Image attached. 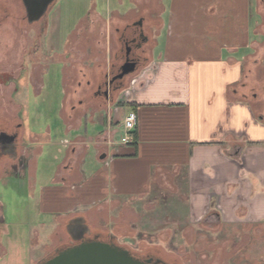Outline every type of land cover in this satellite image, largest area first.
<instances>
[{
    "label": "crops",
    "instance_id": "0c3cea01",
    "mask_svg": "<svg viewBox=\"0 0 264 264\" xmlns=\"http://www.w3.org/2000/svg\"><path fill=\"white\" fill-rule=\"evenodd\" d=\"M158 10L152 16L147 11L153 17L148 21L141 15L150 51L136 81L119 92L121 101L116 97L118 106L92 95L97 78L85 84L101 104L90 121L85 123L90 109L82 99L77 107L60 102L62 129L55 132L65 136L64 151L56 150L61 160L51 184L36 191L39 213L56 225L53 253L82 232L120 240L106 219L132 212L131 202L162 187L183 196L191 220L264 222V0H159ZM80 89L78 83L72 99L80 98ZM102 112L104 124L98 122ZM129 112L137 115L134 142L122 145L116 139ZM33 122L22 124L18 170L30 188L37 186L39 162L52 144L51 127ZM90 147L95 157L87 161Z\"/></svg>",
    "mask_w": 264,
    "mask_h": 264
},
{
    "label": "rangeland",
    "instance_id": "374dc122",
    "mask_svg": "<svg viewBox=\"0 0 264 264\" xmlns=\"http://www.w3.org/2000/svg\"><path fill=\"white\" fill-rule=\"evenodd\" d=\"M111 2L55 0L44 19L29 26L15 20V16L23 14L19 2L0 0V16L4 9L12 13V21L0 26V113L13 115L22 104L20 121L23 127L29 128L33 121L36 123L41 119L43 126L49 125L52 131V144L49 153L39 162L35 188H30L28 176L10 175L0 180V264H40L53 254L52 234L56 225L53 217H42L39 213L36 191L39 186L51 184L50 175L61 160L56 150L64 151L62 142L65 136L55 132L56 127L62 129L57 123L60 102H71L69 106H76L82 99L90 109L85 123L90 121L101 104L91 97L85 84L88 79L99 80L104 73L110 72L118 39L115 26L136 20L141 15L148 17V21L153 18L152 13L159 12V0H113L114 5ZM116 3L120 6L116 7ZM111 6L117 11H112ZM150 45L146 48L147 54ZM36 46L38 54L32 55ZM20 67L26 69L21 77H30L33 70V90L21 80L18 90L13 83H8L11 79L7 74H3L12 73L17 78L16 71ZM100 70L102 75L98 74ZM139 70L127 78L125 89H129V82L135 79ZM262 79L264 89V77ZM78 83L82 88L77 91L80 98L74 100L76 92L73 91L78 88ZM42 85L44 88L40 89ZM118 94L113 103L117 102ZM10 100L18 102L17 105L9 104ZM69 106L66 105V112ZM83 111V107L77 111L76 119ZM34 112L39 116L35 117ZM103 116L99 123L104 124L105 113ZM119 131L116 140L120 142L122 128ZM102 148L100 146L98 153ZM94 157V148L90 147L85 159L91 161ZM182 197L173 194L171 187L156 188L150 197L131 202L132 212L122 210L116 220L107 218L106 221L120 236L118 244L122 248L136 254L141 251L149 253L172 264H264V222L255 223L250 218L229 221L212 217L197 222L188 218Z\"/></svg>",
    "mask_w": 264,
    "mask_h": 264
},
{
    "label": "flooded vegetation",
    "instance_id": "af4514ba",
    "mask_svg": "<svg viewBox=\"0 0 264 264\" xmlns=\"http://www.w3.org/2000/svg\"><path fill=\"white\" fill-rule=\"evenodd\" d=\"M14 1L19 2L21 4V7L23 8V14L21 16H15V20H17L21 25L26 24L29 26H34L39 24V22L45 18L50 9L49 6L44 16L35 19V17L38 15V12L36 11L38 9L37 5L32 6L31 13H29L28 8L23 0ZM1 13L0 26L3 25V23L7 24L9 20H11L12 15V13L6 9H4ZM115 31L118 34V39L116 43V49L113 52L114 63H112L111 65L110 72L104 73V76L100 77L96 85V90L92 93L93 96H98L99 98H103L105 100H113L115 95L121 92L125 87V81L127 80V78L131 76L130 74L123 77L122 79L116 78L120 74L121 67L124 64L134 63L135 71H137L138 68L146 61V48L149 46L150 42L147 32L148 30L146 28V20L143 16L138 17L136 20H130L122 23L121 25L117 24L115 26ZM36 41L37 40H34L33 42L35 43ZM35 44L37 45V42ZM31 54H38L37 46L36 48H34V51ZM16 72L17 78L14 77L12 73H3L7 74L8 78L12 80H10L8 83H13V86H16L18 88L20 87L19 81L21 80V82L24 84L27 82L30 89L33 90L31 81L33 70L31 69L30 75L27 73L30 77H28L27 75L21 77L22 74H25L26 72V69H23L22 67H20ZM10 101L11 102H9V104H14L15 106L18 103L12 102V100ZM23 139L24 130L22 127V123L20 122V111L17 110L13 115H10L9 113H0V180L10 175L18 177V170L22 165V158L20 153L23 146ZM78 234L79 233L75 234V237H78ZM83 239L87 242L100 241L103 243L121 246L120 244H118V241H116V236L112 234L92 233L90 235H84ZM79 243V241L73 240L69 244L63 246L61 249L72 247L74 245H78ZM124 249L127 250V248ZM129 253L135 259H138L140 261L151 260L152 262L150 264H155L156 262H158L157 264H172L169 261L164 260L163 258L153 256L142 251L138 254L130 251Z\"/></svg>",
    "mask_w": 264,
    "mask_h": 264
},
{
    "label": "water",
    "instance_id": "95a60500",
    "mask_svg": "<svg viewBox=\"0 0 264 264\" xmlns=\"http://www.w3.org/2000/svg\"><path fill=\"white\" fill-rule=\"evenodd\" d=\"M31 13L32 6L37 5L38 15L35 19L41 18L55 0H23ZM135 72L134 63H126L121 67L120 74L116 77L122 79L125 76ZM104 157V156H103ZM75 222L84 223L83 219H76ZM83 231L88 230L86 225H82ZM84 232L75 241H79L78 245L65 249L55 250L54 253L46 258L40 264H150L152 261H140L135 259L128 250L121 246L103 243L100 241H84ZM156 262L155 264H157Z\"/></svg>",
    "mask_w": 264,
    "mask_h": 264
},
{
    "label": "built area",
    "instance_id": "2783aa9c",
    "mask_svg": "<svg viewBox=\"0 0 264 264\" xmlns=\"http://www.w3.org/2000/svg\"><path fill=\"white\" fill-rule=\"evenodd\" d=\"M136 80H133V84ZM137 124V115L134 112H129L123 120V136L120 139L122 145H130L134 142V132Z\"/></svg>",
    "mask_w": 264,
    "mask_h": 264
}]
</instances>
